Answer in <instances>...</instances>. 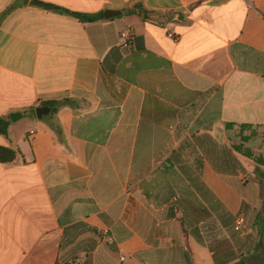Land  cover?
<instances>
[{"label":"crops","instance_id":"crops-1","mask_svg":"<svg viewBox=\"0 0 264 264\" xmlns=\"http://www.w3.org/2000/svg\"><path fill=\"white\" fill-rule=\"evenodd\" d=\"M13 113L0 264H264V0H0Z\"/></svg>","mask_w":264,"mask_h":264},{"label":"trees","instance_id":"trees-1","mask_svg":"<svg viewBox=\"0 0 264 264\" xmlns=\"http://www.w3.org/2000/svg\"><path fill=\"white\" fill-rule=\"evenodd\" d=\"M53 10L56 12H63L66 14H69L71 16H73L74 18L78 19L79 22L81 23H93L96 22L100 19L103 18L102 15H82V14H76V13H71L69 11L66 10H62L60 8L57 7H53ZM70 103L69 99L64 98L61 101H49V102H44L41 104L42 107L44 108H50L51 109V113L44 117L43 119H45L47 122H49L50 120H52L53 115H55L58 110L63 107L66 106ZM33 111V110H32ZM10 119L8 117H0V135L1 136H7L8 135V130L10 127ZM51 128L55 131V133L57 135H60V130L57 126H54L53 124H50ZM249 141V138H242L241 139V145H239L238 147L233 146V149L241 154H243L245 157L248 158H252V155L250 153H245L244 151H242L241 146H243V143H247ZM19 152L15 151L13 149L10 148H6V147H1L0 146V163L1 164H9L14 162L17 159ZM254 162L257 164L258 167H264V163H262V161H260L257 158L253 159ZM264 222V211H261L255 220V229H257V232H259L260 230V223ZM225 249L227 250L226 246ZM217 253L216 251H213V256L215 257V261H216V255L214 254ZM218 264V261H216ZM234 264H246L244 259H240L238 262L234 263Z\"/></svg>","mask_w":264,"mask_h":264},{"label":"rangeland","instance_id":"rangeland-1","mask_svg":"<svg viewBox=\"0 0 264 264\" xmlns=\"http://www.w3.org/2000/svg\"><path fill=\"white\" fill-rule=\"evenodd\" d=\"M250 148L254 150L255 157L264 163V129L261 132H247Z\"/></svg>","mask_w":264,"mask_h":264},{"label":"water","instance_id":"water-1","mask_svg":"<svg viewBox=\"0 0 264 264\" xmlns=\"http://www.w3.org/2000/svg\"><path fill=\"white\" fill-rule=\"evenodd\" d=\"M119 15H120V12H115V11H106L104 13V17L106 19L115 18V17H118ZM49 112H50V109L44 108V107H39L35 110L36 117L38 119H42L43 116H47ZM20 118H21V115L17 113H13L9 116V119L12 123L17 122Z\"/></svg>","mask_w":264,"mask_h":264},{"label":"built area","instance_id":"built-area-1","mask_svg":"<svg viewBox=\"0 0 264 264\" xmlns=\"http://www.w3.org/2000/svg\"><path fill=\"white\" fill-rule=\"evenodd\" d=\"M131 45L130 36L127 33H122L119 38V46L123 49L129 48ZM244 223L243 218L239 217L235 223V230L239 231Z\"/></svg>","mask_w":264,"mask_h":264}]
</instances>
